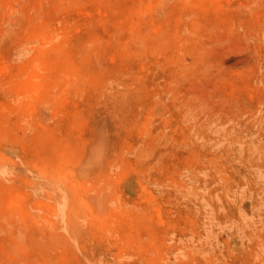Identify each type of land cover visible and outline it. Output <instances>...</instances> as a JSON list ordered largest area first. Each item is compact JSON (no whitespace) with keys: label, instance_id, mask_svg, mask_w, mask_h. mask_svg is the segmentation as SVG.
Here are the masks:
<instances>
[{"label":"rangeland","instance_id":"rangeland-1","mask_svg":"<svg viewBox=\"0 0 264 264\" xmlns=\"http://www.w3.org/2000/svg\"><path fill=\"white\" fill-rule=\"evenodd\" d=\"M0 264H264V0H0Z\"/></svg>","mask_w":264,"mask_h":264}]
</instances>
